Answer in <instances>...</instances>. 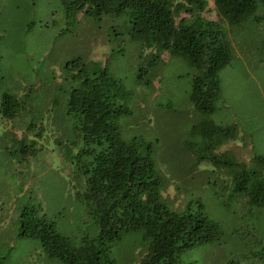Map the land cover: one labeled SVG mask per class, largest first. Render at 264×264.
<instances>
[{
  "label": "rangeland",
  "instance_id": "rangeland-1",
  "mask_svg": "<svg viewBox=\"0 0 264 264\" xmlns=\"http://www.w3.org/2000/svg\"><path fill=\"white\" fill-rule=\"evenodd\" d=\"M207 1L203 15L227 25ZM227 33L232 56L219 69L213 110L201 111L189 97L194 67L145 45L125 14L93 16L63 0H0V264H64L38 237L19 233L24 208L53 220L75 245L98 236L83 173L89 158L77 156L86 142L79 118L67 110L78 80L72 72L80 67L89 75L105 68L120 83L113 99L124 109L117 117L120 137L135 140L149 156L168 204L194 211L202 202L222 228L219 239L180 251L174 264H218L261 240L264 209L249 210L232 190L230 171L264 156V0ZM68 61L75 67L66 69ZM4 96L10 114L3 111ZM216 125L235 137L209 148L201 131ZM146 245L139 231L126 230L109 248L116 264H137Z\"/></svg>",
  "mask_w": 264,
  "mask_h": 264
},
{
  "label": "trees",
  "instance_id": "trees-1",
  "mask_svg": "<svg viewBox=\"0 0 264 264\" xmlns=\"http://www.w3.org/2000/svg\"><path fill=\"white\" fill-rule=\"evenodd\" d=\"M212 1L227 25L203 15L207 0H63L66 8L93 16L125 14L134 35L145 45L186 59L194 67L189 97L201 111L213 110L219 69L232 56L227 28L257 7V0ZM75 65L68 61L66 69ZM72 76L78 80L70 89L67 110L79 118L78 128L86 142L77 156L89 158L83 163V173L100 231L96 238H84L75 245L58 232L53 220L24 208L19 233L38 237L48 255L64 264H116L109 243L126 230L139 231L147 243L137 264H174L180 251L219 239L222 228L203 210L202 202H197L194 211L189 205L183 210L169 205L149 156L139 152L135 140L120 137L117 117L124 109L113 101L120 83L105 68L92 75L82 67L74 68ZM8 101L9 96H4L3 111L10 114ZM229 129L220 125L201 129L204 145L210 148L227 136L233 139L235 133ZM204 155L225 165L236 164L224 154ZM236 165L230 171L232 190L246 198L250 211L264 209V156L255 155L248 166ZM262 238L248 249L240 246L232 257H220L218 264H264Z\"/></svg>",
  "mask_w": 264,
  "mask_h": 264
}]
</instances>
